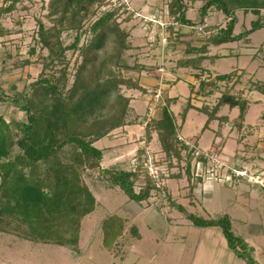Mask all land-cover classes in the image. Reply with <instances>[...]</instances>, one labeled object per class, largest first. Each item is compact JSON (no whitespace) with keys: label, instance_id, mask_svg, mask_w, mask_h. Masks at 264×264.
Returning a JSON list of instances; mask_svg holds the SVG:
<instances>
[{"label":"trees","instance_id":"1","mask_svg":"<svg viewBox=\"0 0 264 264\" xmlns=\"http://www.w3.org/2000/svg\"><path fill=\"white\" fill-rule=\"evenodd\" d=\"M18 1L11 0V4L1 11H12ZM200 1L199 22L187 18L188 6L184 0H172L167 5V12L177 23L184 25L203 24L212 9L223 13L228 19L226 26L218 27L215 34L211 33L207 37L208 43L220 45L237 41L264 29V0ZM103 4L104 0H48L46 17L51 25L46 28L40 20L37 31L38 42L48 50V55L43 58V70L56 60L64 62L68 50H77L81 60L73 83L67 88L66 69L60 70L59 77L42 71L32 83L29 94L25 90L16 91L14 84L12 89L15 93L8 97L17 109L26 113V120L8 122L0 115V231L14 233L36 243L70 246L78 253L82 219L96 205L95 196L83 176L87 169H98L103 179L118 186L138 203L147 200L156 188L149 178L136 191L137 180L143 171L139 167L135 170L102 168L104 152L94 146L97 140L127 124L130 99L121 93L120 86L142 89L138 81L118 77L112 72L114 66L120 65L123 52L131 49L132 45L128 41L129 31L122 28L116 19L120 7L125 4L100 10ZM238 11L251 12L257 18L251 21L249 29L235 34ZM66 31L76 32L69 45H65L61 38ZM82 33L88 38L80 45ZM5 34L0 25V36ZM187 47L188 52L206 49ZM186 60L192 62L193 59ZM233 78L239 79L236 71L218 75L216 81L204 79L200 82V89L208 95L214 91L218 81ZM255 89L264 93V83H256ZM224 105L239 107L236 126L241 127L248 102L228 90L211 110H201L211 121ZM153 125L167 158L174 156L180 160L182 146L176 138L175 119L168 105L163 107L162 118L146 127L149 135ZM65 149L67 153H63ZM178 208L184 210L182 206ZM188 218L196 227H220L234 254L248 264L254 261L250 256L251 246L244 238L235 235L228 214L206 219L188 213ZM123 227L124 221L117 216L104 220L105 248H113ZM131 231L138 235L135 228Z\"/></svg>","mask_w":264,"mask_h":264},{"label":"rangeland","instance_id":"2","mask_svg":"<svg viewBox=\"0 0 264 264\" xmlns=\"http://www.w3.org/2000/svg\"><path fill=\"white\" fill-rule=\"evenodd\" d=\"M171 1L104 0L100 10L114 9L122 3L125 4L124 7H120L116 19L122 28L129 31L128 41L132 45L131 49L123 52L120 65L112 68L114 75L138 81L140 84L138 76L141 73L143 76L153 73L157 76L156 72L159 68L171 71L170 68L174 65H169L168 60L165 59L164 55L168 53L167 51L161 53L162 46L167 48L172 41H175V38L180 40L182 37L183 40H187L184 39L186 35L208 37L211 33L215 34L218 27L226 26L227 17L218 10L212 9L209 11V16L204 18L203 24L191 25L192 29L182 27L181 30L180 23H177L174 17L167 12V5ZM197 1L184 0L188 6L186 16L190 20L199 19L198 9L202 1ZM47 2L48 0H19L15 9L3 13L1 8L10 5L11 0H0V25L6 32L5 35L0 36V85L2 90L0 91V115H3L8 122L26 120V113L17 109V106L8 99L15 93L12 85H16V91L25 90L29 94L32 91V83L39 78L42 71L47 75L54 73L59 77L60 70L66 69L68 80L66 86L69 88L81 60L77 50L70 49L66 53L64 62L60 63L56 60L43 70V58L48 55V50L38 42L37 31L40 20L46 28L51 25V21L46 17ZM262 15L264 17V9ZM237 16H239V22H237L239 24L235 27L237 33L249 29L251 21L257 18L253 13L243 11H238ZM210 24L215 25L210 26ZM201 26H207V29L205 27L201 29ZM180 30L181 33H178ZM75 36V31H66L61 38L65 45H69ZM261 36H264V30L254 32V37L260 38ZM87 38L88 36L82 33L80 45L86 42ZM235 45L232 43L230 46L233 48ZM33 49L34 52H32ZM236 50L240 51V49ZM25 60L29 62L25 63ZM158 74L160 76L163 72ZM254 85L255 83L247 84L245 90H252ZM180 87L187 92V84H181ZM131 89L134 88H129L127 85L120 86L121 93L131 100L126 116L127 125L139 126L144 123L142 117L146 118V122L148 121L145 114L147 100L137 90L131 91L132 94ZM149 92L152 93V90ZM208 100L210 102L207 103L210 105L216 102L214 99ZM260 107L261 105L251 107L246 118L248 123L255 124ZM196 112L192 111L190 120L185 122L180 133L185 139H199L200 147L205 150L211 146L215 132L209 131L210 128L203 132L196 131L195 128L201 123V120L195 118ZM152 122L154 124L156 119ZM150 129L154 130V125ZM134 135L138 136L136 133ZM225 136L227 138L226 149H231L235 144L233 138L235 133L231 132ZM136 140L138 139L129 141L128 144ZM125 142L126 139L120 128L111 131L96 142L97 147H110L105 149L102 162L104 166H114L108 162L125 150L118 149L122 145L125 146ZM152 144V147L158 146L156 142ZM64 152L67 153V149ZM158 157L160 160L155 164L165 163L168 168L170 187H164L160 194L153 195L152 202L155 206L151 207L153 209L145 210L143 215V218H147L149 212L151 213L146 221L150 225L142 224L138 229L141 234L140 238L133 237L130 228L132 221L130 220L127 224L125 234L120 240L124 245L120 244V249L115 251L122 253L123 261L120 258L121 255L114 257L115 253L111 254L102 247L103 236L100 225L103 219L109 217L111 213L127 216L126 212L131 208H128V205L133 203L119 187L112 186L109 180H104L98 169H87L83 174L85 182L97 198L102 199L97 210L82 221L78 244L79 253L73 251L70 246L36 243L25 240L14 233L0 231V264H248L230 249L220 227L213 228L212 237L206 234L204 229L190 224L188 213L206 219L228 214L235 235L244 238L251 246L250 256L254 261L250 264H264V150L250 157L254 165L251 167V172L246 171L245 176H252V179L243 176L242 178L228 167H220L222 164L219 160L218 167L213 166V173L217 171L218 180L215 178L216 173L212 175L209 171L207 172L208 159H200L201 162L198 165L193 160L192 153L187 158L181 155L180 160L174 156L167 158L164 152ZM130 159L125 158V161L121 163L122 167L130 165ZM139 169L143 170L141 166ZM138 179L144 185L149 179L147 171L143 170ZM140 181L136 183L137 186ZM94 183L98 187L100 185L99 190L92 189L95 188ZM136 190L139 191L138 188ZM249 192L251 198H247ZM178 206H182L184 210H180ZM136 223L139 225L141 222Z\"/></svg>","mask_w":264,"mask_h":264},{"label":"crops","instance_id":"3","mask_svg":"<svg viewBox=\"0 0 264 264\" xmlns=\"http://www.w3.org/2000/svg\"><path fill=\"white\" fill-rule=\"evenodd\" d=\"M192 21L199 22V19L197 21L195 20ZM180 25H181V30L182 27L191 28V25H184V24H180ZM214 25L215 24H210V26H214ZM260 30H264V29H260ZM254 32L250 33L246 38H243L241 40L222 43L220 45L208 43L207 37H202V35L201 36L186 35L184 36L185 37L184 39L187 40H183L182 37L180 38V40H176L175 38V41H172V44L167 46V48L166 46H162L163 48L161 49V53L167 51L168 53L165 54L164 57L166 60H168L169 65H174L170 68L171 71L169 70L167 71V69L164 68H159L156 72L157 76H155V73L146 76H143L142 75L143 73H141V75L139 74L138 77L140 80V85L142 86L143 89L130 90V92L133 90H137V92H141V94L146 98L147 105L145 109V114L148 118V121L146 122L145 121L146 118L142 117V120L144 119L143 120L144 123L142 125L139 124V126H136V125L125 124L124 126L119 127L126 139L125 142L126 145L125 146L122 145L118 149H125V150H122L123 151L122 153L113 157L110 160V162H108L109 164L112 163L114 166L111 167L104 166L102 164L103 162L102 159L101 167L120 168V169L128 170L129 169L128 166L131 167V159L134 157L140 158L146 150H149L157 154V156L162 155L163 151H162V145L160 142L158 131L154 129L151 131V134L149 135L146 131V127L148 126L149 123L153 121V119L160 120L163 116V107L165 105H168L169 110L172 112V115L174 116L175 119L176 138H177V134H181L180 131L183 128L185 122L190 120L189 117L192 116L191 114L192 111L195 110L197 111L195 113V118L201 120L200 125L199 126L197 125V127L195 128L196 131L199 132L201 130V132H203L207 128H210L208 130L214 131L215 134L213 136L211 146L208 149H205L206 151L200 147L198 142L199 139H194V138L191 139L186 138V139L194 142L195 146L197 148L200 147L199 149L204 152L207 153L209 152L211 154L215 153L218 156L219 160H221L220 162L225 167L235 170H247L248 172H251V167L254 164L251 163L252 160L250 159V157L264 150V93L255 89V85L253 86L254 88L252 90L250 91L245 90L247 84L251 85L252 83L255 84L264 83V54H263L264 36H261L260 38H256L254 37ZM234 33L239 34L240 32L237 33L236 29H234ZM232 43L236 44L233 48L232 46H230L232 45ZM187 45H189V47H195V48L206 47V49L194 51V52H188ZM236 49H240V51H237ZM260 52H262V54H260ZM186 59H193V60L192 62H188ZM161 71L163 72V74L158 76L159 75L158 73H160ZM235 71L238 72L237 75L239 76V79L237 81L236 78H233L230 81H218L216 84L217 86L214 87V91L208 95L206 93H203L202 90L200 89L201 80L205 79V80L216 81V76L221 74H230ZM141 72H146V71H141ZM181 84H187L188 86L187 92L183 87H180ZM150 90H152V93L149 92ZM226 90L230 91L231 94H234L242 99H246L248 102V109L245 113V117L241 124V127L239 128L238 126H236V121L238 120V116L240 114L239 107L231 108L229 105H224L219 108L216 116L211 121H209L208 115L201 110L204 108L211 110L214 106L217 105L219 99ZM156 92L160 93V98L158 102H155L154 94ZM208 99L216 100V102H214L215 104L208 105L207 102H210ZM152 104H154L155 106L150 113L149 110ZM257 105H261V107L259 108L258 115L256 116L255 124L248 123L246 121L248 113L251 107ZM184 113L185 115L183 116L182 114ZM199 116H202V118H198ZM212 124L216 126L214 127V125ZM231 132L235 133V136H233L235 140V144L231 147V149H226L227 138L225 135L231 134ZM135 133L138 136H135L134 135ZM134 139H138V140H136L134 143L128 144L129 141H134ZM96 142L94 143V146H96L95 145ZM155 142L156 145L158 146L152 147L153 146L152 143ZM181 144L182 143L179 142L180 146ZM108 148L110 147L107 148L102 147L100 149H102L103 152L105 153V149ZM180 150H181V155L187 158L190 152H188L186 148L185 149L181 148ZM125 158L128 159L131 158L130 165L128 166L125 165V167H122L121 163L122 161H125ZM243 177L248 179V176H243ZM170 179L175 180L174 178H170ZM104 180L108 181L107 179ZM168 180L169 179L167 177L166 186H165L167 188L169 186ZM181 180L183 181V179ZM138 181L140 180L138 179L137 182ZM109 183L111 182L109 181ZM94 185L95 188L94 187L92 188L94 191L100 189V185L99 187L95 183ZM111 185L118 187L116 185H113L112 183ZM142 185L143 182L140 181L139 185L135 186V189L136 188L140 189ZM175 185L177 186V183ZM93 194L96 199L95 208L91 213L86 215L84 218L93 214L97 210V207L101 204L100 200L102 198H97V195L94 192ZM247 198H251L250 192ZM128 199L133 204L128 205V208L129 207L131 208L128 209V211L126 212L127 216L125 215L120 216L117 213H111L109 215V217L113 215L117 216L124 221V227L122 233L120 236L117 237L113 248L112 249L106 248V250L111 254L115 253L114 257H118V255L122 254L118 252L116 253L115 251L116 249L119 248L120 244L124 245V243L123 242L121 243L120 240L125 234L126 227L129 221L130 220L132 221L130 226L131 230L132 228H135V230L138 231L136 232V234L138 233L137 236H135V234L132 233L133 237L140 238L141 234L138 229H140L142 224L150 225V223H147L146 221L150 218L149 216H151V213L149 212L147 218H143L144 212L145 210L153 209L151 207L155 206L153 205L152 202L154 200L153 194H151V198H148L147 200L141 201L139 203L131 200L130 198ZM137 204L140 207H138ZM109 217H105L100 225V229L102 231L103 237H104V232L102 230V224L104 220H106ZM84 218L82 219V221L84 220ZM136 222H141V223L138 225ZM190 224L192 223L190 222ZM81 226H82V222H81ZM213 228L215 227H205L202 229L205 230L206 234H210V236H212L211 232L214 231ZM101 243H102V247L105 248L103 245V239ZM120 258L122 259V261L124 260L123 255H121Z\"/></svg>","mask_w":264,"mask_h":264},{"label":"built area","instance_id":"4","mask_svg":"<svg viewBox=\"0 0 264 264\" xmlns=\"http://www.w3.org/2000/svg\"><path fill=\"white\" fill-rule=\"evenodd\" d=\"M204 27L205 26H201L200 28L204 29ZM154 96H155V102H158L159 98H160V93L156 92L154 94ZM208 105H210V104H208ZM154 106H155L154 104L151 105V108L149 110L150 113H151L152 109L154 108ZM177 140H178V142L182 143L181 144V146H183L182 148H186L188 150V152H190L189 154H191V153L193 154V160L196 161L198 165L201 162L200 159L207 158L208 161H207V159L205 160V161H207V165H208L207 166V172L209 171V173H211L212 175L217 172L215 170L216 172L213 173L214 172L213 166L218 167V165L220 164L217 155L211 154L209 152L207 153V152L200 150L199 148H197L195 146L194 142L183 138L181 136V134H177ZM158 160H160V159L157 156V154H155L149 150H146L144 152V154L141 156V159L137 158V157H134L131 159L132 169L135 170V169H137V167L141 166L143 168V170L147 171L149 178L155 183L156 188L153 190L154 192H152L153 195L160 194L161 190H163L164 187L166 186V178L169 175L168 168L165 166L164 162H162V163L158 162L159 163L158 165L155 164ZM223 166L224 165L222 164L220 167H223ZM232 171H233V173H235L236 175H239V176L247 175V172H246L247 170L232 169ZM215 176H216L215 178L218 179L219 176L217 173ZM249 178L252 179V176H249L248 179Z\"/></svg>","mask_w":264,"mask_h":264}]
</instances>
